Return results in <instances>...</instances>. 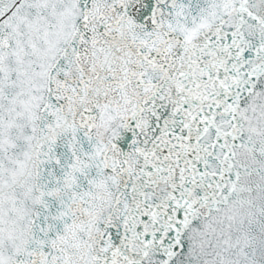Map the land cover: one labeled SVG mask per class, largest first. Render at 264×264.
Instances as JSON below:
<instances>
[{"label":"snow or ice","instance_id":"1","mask_svg":"<svg viewBox=\"0 0 264 264\" xmlns=\"http://www.w3.org/2000/svg\"><path fill=\"white\" fill-rule=\"evenodd\" d=\"M0 264H264V0H0Z\"/></svg>","mask_w":264,"mask_h":264}]
</instances>
